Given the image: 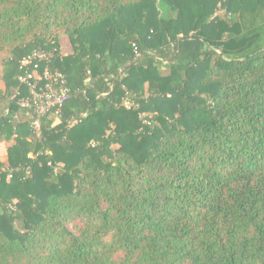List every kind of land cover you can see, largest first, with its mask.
<instances>
[{
    "label": "trees",
    "instance_id": "trees-1",
    "mask_svg": "<svg viewBox=\"0 0 264 264\" xmlns=\"http://www.w3.org/2000/svg\"><path fill=\"white\" fill-rule=\"evenodd\" d=\"M37 47L74 92L40 137ZM0 53V264H264V0H0Z\"/></svg>",
    "mask_w": 264,
    "mask_h": 264
},
{
    "label": "built area",
    "instance_id": "built-area-1",
    "mask_svg": "<svg viewBox=\"0 0 264 264\" xmlns=\"http://www.w3.org/2000/svg\"><path fill=\"white\" fill-rule=\"evenodd\" d=\"M56 53L62 52H58L56 48L45 50L42 47H37L22 57L19 61L20 72L16 77L18 85L8 98L19 109L27 110L30 113L35 137H40L42 133L41 118L47 115L53 118V125L58 123L64 103L74 93L68 86L66 75L58 68L51 67ZM118 71L122 72V68H119ZM89 80L90 78L87 77L85 82L87 83ZM78 91L82 94L85 93L84 88ZM124 104L127 108L136 107L129 94H126ZM5 113H8L7 109H5ZM85 115L84 112L80 117ZM80 117L72 118L68 125L77 123ZM13 118L18 119V112L13 114ZM146 121L144 120V122Z\"/></svg>",
    "mask_w": 264,
    "mask_h": 264
},
{
    "label": "rangeland",
    "instance_id": "rangeland-1",
    "mask_svg": "<svg viewBox=\"0 0 264 264\" xmlns=\"http://www.w3.org/2000/svg\"><path fill=\"white\" fill-rule=\"evenodd\" d=\"M61 43H62V47H63V48H64V47H68L67 44H69V43H68V40H67L65 37L62 38ZM64 50L66 51L67 48H65ZM66 52H67V51H66ZM1 56H2V54L0 53V57H1ZM2 148H3V146L0 145V152H2Z\"/></svg>",
    "mask_w": 264,
    "mask_h": 264
}]
</instances>
